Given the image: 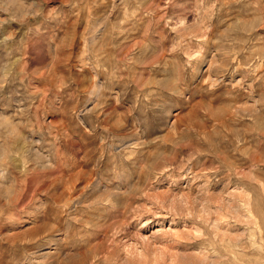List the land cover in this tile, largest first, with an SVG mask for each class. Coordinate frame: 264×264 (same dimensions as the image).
Segmentation results:
<instances>
[{"label": "rangeland", "instance_id": "rangeland-1", "mask_svg": "<svg viewBox=\"0 0 264 264\" xmlns=\"http://www.w3.org/2000/svg\"><path fill=\"white\" fill-rule=\"evenodd\" d=\"M0 264H264V0H0Z\"/></svg>", "mask_w": 264, "mask_h": 264}]
</instances>
